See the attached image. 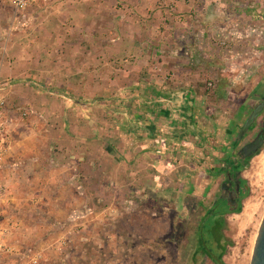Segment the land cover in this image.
Segmentation results:
<instances>
[{
  "label": "rangeland",
  "instance_id": "rangeland-1",
  "mask_svg": "<svg viewBox=\"0 0 264 264\" xmlns=\"http://www.w3.org/2000/svg\"><path fill=\"white\" fill-rule=\"evenodd\" d=\"M185 2L189 3V0ZM211 2L214 5L216 0ZM226 2L229 9L225 10V16L233 18L234 0ZM178 3L179 0H70L61 7H54L55 9L39 5L19 12L15 26L12 20L15 11L3 4L0 12L3 34L0 53H30L35 56L36 61L40 60L44 67L49 68L47 70L40 66V73L34 79L36 83L29 86L24 82L23 76L18 75L13 92L6 96L8 110L22 122L20 131L29 137L28 140L35 139L41 148H49L55 153L59 151V147L64 149L69 146L68 142L62 140L63 132L76 139L75 147L79 152H84L85 149H100L104 152L108 140L106 135L109 136L106 132L112 127L115 130L125 128L130 132L137 131V115L141 108L139 102L150 95L148 91L143 93L138 90L137 83L144 81L148 84L163 80L165 85H170L168 94L170 92L171 96L173 93V15L170 14ZM152 4L164 16L159 18L160 22L152 23H156V34H153L151 27H147V20L151 19L149 14L125 8L127 5H136L143 9ZM215 10H211L208 17H216ZM166 14L170 19L166 18ZM30 19L32 25L20 24L28 23ZM14 27L17 28L16 33L11 35L9 31ZM216 29L215 25L213 33ZM156 35L165 36L161 38V45L159 40H155L160 45L154 46L158 47V52L150 53L145 48L146 39H141L146 37L151 40L150 37ZM211 39L213 40L212 37ZM150 40L147 46L152 45ZM206 43L208 46L203 50L206 57H200L204 60H200V68L205 64L208 67L210 61H213L212 65L224 70L218 71L216 68L218 74L212 72V76L200 79L203 83L204 110L208 113L207 118L205 117L207 128L211 129L217 111L221 113L226 108L231 113L236 109L235 105L225 106L228 104L227 100L220 101L222 92L226 93L227 98H242L241 92H246L249 88L235 77L239 71V62L233 58H225V64L221 63L217 53L218 48L221 52L223 48L209 39ZM139 48L144 49V53H139ZM197 53L203 52L198 50ZM214 56L220 61L215 63V58H212ZM2 86L4 87L3 84ZM133 120L135 121L132 122ZM222 123L224 127L227 126L225 117L222 118ZM93 130L99 133L96 140L91 134ZM90 137L94 140L92 148L89 146ZM231 139L232 135L228 140ZM100 163L104 165V162ZM52 168H59L56 157ZM219 172L220 170L216 171L219 175L216 174L218 180L214 194L210 197L205 195L201 203H198V196L188 197L185 209L182 203L178 204L179 214L172 211L175 208L172 203L173 185L162 184V189L156 192L155 189L160 188L158 181L154 189L153 185L149 186L148 177L143 185L134 181L127 186L122 184L121 179L118 185H107L108 181L102 177V183L96 187L97 201L80 202V208L77 207L80 212L77 213L76 210V214L81 215L75 218L80 220L82 240L78 244L75 262L216 264L209 255L202 252L197 254L196 250L199 224L208 214V209L220 200L224 175ZM242 174L250 193L243 200L241 213L224 216L225 238L222 243L226 247L223 255L226 264L251 263L255 239L264 215V145L249 161ZM165 178L168 179V176L162 174L161 181ZM3 179L7 183L5 176ZM19 188V193L25 191V187ZM11 189L10 186L9 190ZM54 191L53 189L52 193H56ZM161 195L168 200L167 203L161 199ZM248 202H252L251 210L245 212ZM219 208L218 211L222 212L227 209V205ZM164 210L169 211L163 212ZM183 210L185 213L180 214ZM154 214L159 216L154 217ZM173 214L176 216L173 217ZM202 233L201 229V235ZM211 244L210 241L208 250L213 249L215 253L221 251L216 244Z\"/></svg>",
  "mask_w": 264,
  "mask_h": 264
},
{
  "label": "crops",
  "instance_id": "crops-1",
  "mask_svg": "<svg viewBox=\"0 0 264 264\" xmlns=\"http://www.w3.org/2000/svg\"><path fill=\"white\" fill-rule=\"evenodd\" d=\"M69 1H56L47 9L61 7ZM185 1L179 0L174 12L169 13L173 15V93L171 96L170 92L168 94L170 85H165L163 80L148 84L139 81L137 89L143 93L148 91L150 95L139 102L138 129L130 132L125 128L115 130L112 127L106 132L109 136L106 135L108 140L104 152L100 149L79 152L75 147L76 139L66 132L62 133V140L68 142L69 146L64 149L59 147L57 153L49 148L43 149L35 139L28 140L29 137L20 131V119L8 111L7 115L11 118V150L3 165V176L12 189L9 190V201L0 209V228L3 230V243L10 247L11 254L5 255L1 264H77L76 251L79 250L82 231L79 228L80 220L75 218L81 215H77L76 210L80 208V202L97 201L96 187L102 183V177L111 186L118 185L120 179L126 186L134 181L143 185L148 177L149 186L153 185L154 189L158 181L160 188L155 189L156 192L162 189V184L173 185L172 203L175 208L172 211L175 214H179V203L186 208L188 197L198 196V203H201L205 195L210 197L214 194L218 180L216 171L220 170L221 175L229 172L231 166L228 163L237 158L235 150L240 138L237 127L239 121L233 119L236 111L230 113V109L225 108L221 113L217 111L215 122L211 123L212 128H207L208 113L204 110L203 83L200 79L212 76V72L217 73L216 68L218 71L224 70L212 65L213 61H210L208 67L205 64L200 68V60L204 62L200 57H206L203 51L208 46L206 40L221 46L223 52L218 48L217 57L224 64L225 58L239 62V71L235 77L250 91L257 81L252 78L259 64L256 46L258 42L264 41V0H234L233 18L225 16V10L229 9L226 0H216L215 6L211 0ZM5 3L0 0V12L3 4L11 8ZM125 8L149 14L151 19L147 20V27H151L153 34H156V23L160 22V17H164L159 8L156 9L153 4L143 9L136 5H127ZM211 10H215L216 17H208ZM14 15L12 20L15 26L17 13ZM30 22L31 19L28 23L20 24L32 25ZM153 22L156 23L152 25ZM215 25L217 29L213 33ZM16 30L14 27L9 32L13 35ZM2 36L0 28V40ZM163 36L141 40L146 39L145 48L150 53H157L159 49L154 46L161 45ZM149 40L152 45L147 46ZM155 40H159L160 45ZM138 50L139 53L145 51L142 48ZM198 50L203 53H197ZM207 59L211 60L210 57ZM220 60L215 58V63ZM40 66H43L40 60L36 61L30 53H0V84L4 85L3 94L7 96L13 92L18 75L23 76L27 86L35 84V75L40 73ZM42 68L49 70L44 66ZM248 90L241 92V96L247 94ZM225 94L222 92L220 101L227 100V107L234 106L241 99L227 98ZM224 117L228 122L225 127L222 123ZM91 134L96 140L99 133L93 130ZM89 141L92 148V137ZM55 157L59 168L53 170ZM99 161L104 162V165ZM151 171H154L153 174ZM162 174L168 176V179L161 181ZM19 187H25V191L19 193ZM50 187L56 193H52ZM161 199L165 203L168 201L163 195ZM183 213L185 210L180 212ZM158 216L154 214V217ZM36 255L40 256L38 262H34Z\"/></svg>",
  "mask_w": 264,
  "mask_h": 264
},
{
  "label": "flooded vegetation",
  "instance_id": "flooded-vegetation-1",
  "mask_svg": "<svg viewBox=\"0 0 264 264\" xmlns=\"http://www.w3.org/2000/svg\"><path fill=\"white\" fill-rule=\"evenodd\" d=\"M256 47L257 53H259L257 57L259 64L256 65V70L252 78H256L257 81L254 83V85H252L253 87H251V90L247 94H243V97L235 103L236 113L233 119L239 121V124L237 126L239 127L238 136L240 135V131L246 120L251 116V114L257 107L264 103V41L258 42V45ZM260 134H262L264 138V107L263 109H261L257 119L254 121L252 126L244 134L243 138H239L236 143L238 146L236 151L237 158L235 161L230 160V162L228 163L231 166V169L229 170V172L223 173L224 180L221 183L220 200L225 201L220 202V204L217 205V209L219 208V205L221 206L225 204L227 205L228 209H232L234 206H236L237 199L241 192L244 190V187L249 188L242 173L244 171V168L248 165L249 161L255 155H257L262 147L253 154L247 156L242 153V149L245 147V145L257 139ZM243 181H245L246 183H244ZM228 209L222 211L225 212L224 216L229 214V212L227 213Z\"/></svg>",
  "mask_w": 264,
  "mask_h": 264
},
{
  "label": "built area",
  "instance_id": "built-area-1",
  "mask_svg": "<svg viewBox=\"0 0 264 264\" xmlns=\"http://www.w3.org/2000/svg\"><path fill=\"white\" fill-rule=\"evenodd\" d=\"M16 13L39 5L50 6L61 0H4ZM2 94V95H1ZM8 101L3 95V86L0 84V209L10 199L9 186L3 179V165L8 152L11 150L10 121L8 113ZM27 113H24L26 115ZM11 254L10 247L3 243V230L0 228V264L5 255ZM34 262H38L40 256L36 255Z\"/></svg>",
  "mask_w": 264,
  "mask_h": 264
},
{
  "label": "trees",
  "instance_id": "trees-1",
  "mask_svg": "<svg viewBox=\"0 0 264 264\" xmlns=\"http://www.w3.org/2000/svg\"><path fill=\"white\" fill-rule=\"evenodd\" d=\"M246 183L245 181H243ZM250 190L248 187H244V190L241 192L237 199L236 206H234L232 209H228L227 213H236L239 214L243 210V200L249 196ZM220 202H224L223 200H219V203H215L214 207L208 209V214L204 216L199 224L198 232H197V239H198V249L196 250L197 254L198 252H202L204 254H207L211 257V254H215L218 256L219 259H223V255L226 251L225 245H223L222 241L225 238L224 236V228H225V218L224 213L220 212L217 209V205L220 204ZM220 207V205H219ZM204 222V223H202ZM201 229H202V235H201ZM207 237V238H206ZM216 244L218 248L221 250L219 253H215L213 249L208 250V244L210 243ZM211 244V245H212ZM209 251H211L209 253ZM212 258V257H211ZM213 259V258H212ZM106 264V263H105Z\"/></svg>",
  "mask_w": 264,
  "mask_h": 264
},
{
  "label": "water",
  "instance_id": "water-1",
  "mask_svg": "<svg viewBox=\"0 0 264 264\" xmlns=\"http://www.w3.org/2000/svg\"><path fill=\"white\" fill-rule=\"evenodd\" d=\"M263 107H264V103L259 107H257L255 111L251 114V116L246 120L245 124L243 125L240 131V138H243L244 134L252 126V124L257 119ZM263 143H264V138L262 134H260L259 137L255 139L253 142L245 145V147L242 149V153H244L246 156L251 155L254 152L258 151L263 146ZM210 252L211 251H209V253ZM211 257L217 264H225V262L219 259L217 255L212 253ZM250 264H264V215L259 225Z\"/></svg>",
  "mask_w": 264,
  "mask_h": 264
},
{
  "label": "bare ground",
  "instance_id": "bare-ground-1",
  "mask_svg": "<svg viewBox=\"0 0 264 264\" xmlns=\"http://www.w3.org/2000/svg\"><path fill=\"white\" fill-rule=\"evenodd\" d=\"M251 203H252V202H248V203H247V205H246V207H245V210H244L245 212H248L249 210H251Z\"/></svg>",
  "mask_w": 264,
  "mask_h": 264
}]
</instances>
